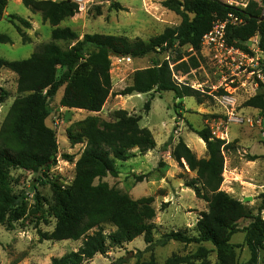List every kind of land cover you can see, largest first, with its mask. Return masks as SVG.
<instances>
[{
    "label": "rangeland",
    "instance_id": "1",
    "mask_svg": "<svg viewBox=\"0 0 264 264\" xmlns=\"http://www.w3.org/2000/svg\"><path fill=\"white\" fill-rule=\"evenodd\" d=\"M253 5L264 15V0H250L248 8ZM160 10L162 12L157 17L150 10L154 17L149 13L143 22L133 25L118 3L97 0L88 11L77 12L74 17L63 21L60 27L71 28L80 39L85 34H105L148 42L165 29L175 28L181 23V18L174 12L164 7ZM10 16L24 18L30 27L21 25ZM52 29L39 12L26 8L22 0H8L4 18L0 21V37H7L9 42L0 40V58L10 62L23 61L45 44L53 42L67 50L76 43L53 41ZM234 49L236 52L231 54L226 51L218 54L203 44L199 51L176 44L168 51H157L132 62L120 61V57L113 56L112 95L100 112L61 107L60 100L65 89L62 87L50 102V116L46 121L47 126L56 132L58 155L57 164L45 178L46 184L38 185L41 202H38L32 189L36 175L14 168L4 175V169L0 167V188L24 197L23 206L0 225V264H52L53 258H62L80 249L84 238L77 241L49 239L57 226L53 185L57 182L66 188L76 178V162L85 149L86 141L73 145L69 136L80 139L88 123L95 122L98 128H103L115 123L122 112L127 117H140V127L152 132L157 147L146 154L139 149L132 150L128 160L116 161L119 176H108L101 182L127 195L132 202L153 200L148 205L151 214L143 216V221L152 226L156 242L172 232L196 236L198 221L203 213L208 212V204L198 199L194 190L187 186L189 181L196 178V174L189 170L184 161L181 164L172 156L181 138L199 159L208 157L205 143L192 132V128L202 130L208 127L215 138L225 140L230 145L231 150L225 153L222 190L241 201L256 216L264 200V115L261 110L246 106V102L264 93V51L259 48V37L252 38L245 47ZM192 58L196 59L199 67L191 68L186 74L178 66L182 62L191 66ZM164 61L170 63L178 83L190 86L203 95V103L200 104L195 97L176 100L173 92L117 95L132 84L135 71L154 67ZM63 71L59 70V75ZM17 86L18 76L9 69H0V95L7 94L0 105V130L15 100L24 96L18 93ZM224 97L232 100L233 105H224L221 102ZM147 102H150L148 112L145 110ZM232 113L245 122L229 123ZM171 137L172 145L164 150ZM65 155L73 160L66 159ZM139 176L147 177L143 182H137L136 177ZM98 184L99 180H96L95 185ZM262 216L264 218V211ZM251 222V219L241 220L238 224L240 231L231 238L236 264H248L251 260L244 231ZM99 230L106 236V253L97 254L84 264H220L217 249L211 243L183 244L171 241L164 246L157 243L153 250H149L144 235L132 242L114 245L108 237L117 231V227L113 223H103L90 231L89 235ZM257 264H264V248L258 253Z\"/></svg>",
    "mask_w": 264,
    "mask_h": 264
},
{
    "label": "trees",
    "instance_id": "2",
    "mask_svg": "<svg viewBox=\"0 0 264 264\" xmlns=\"http://www.w3.org/2000/svg\"><path fill=\"white\" fill-rule=\"evenodd\" d=\"M22 1L26 8L39 12L43 21L53 27V41H76L67 50L53 42L45 44L23 61L10 62L0 58V69H9L18 76L17 91L24 95L15 100L0 130V167L4 169V175L11 168L36 175L32 189L39 203L42 199L38 185L46 184L45 178H48V173L57 164L56 132L47 126L46 121L50 116V102L62 87L65 89L60 100L61 107L100 112L112 95L113 56L140 59L157 51H168L176 44L199 51L203 37L212 29L214 22L224 20L228 14L236 12L219 0H165L162 6L179 16L181 23L175 28L165 29L148 42L130 41L124 36L105 34H85L80 39L71 28L60 27L63 21L77 13V6L72 0ZM7 2L8 0H0V21L4 18ZM236 13L244 18V23L237 27L229 26L228 44L242 48L252 38L259 37V48L264 51V15L256 5ZM9 18L30 27L24 18ZM17 30L26 39L19 26ZM0 40L9 42L5 36L0 37ZM191 63L190 66L182 62L178 67L187 74L191 68L199 67L195 58L191 59ZM61 69L64 71L59 75ZM151 92H173L176 100L195 97L200 104L203 103L200 92L174 79L168 61L135 71L132 84L117 95L131 96ZM6 96V93L0 95V105ZM246 106L259 109L264 115V93L250 98ZM145 110L150 111V102L145 104ZM140 121V117H127L122 112L115 123L104 125L103 128H98L95 122L88 123L80 139L69 136L73 145L86 141V146L76 162L77 174L73 184L66 188L57 182L53 185L57 226L49 239L77 241L84 238L85 241L77 252L53 258L52 264H84L97 254H105L106 236L103 232L99 230L89 235L90 231L103 223H113L117 227V231L108 237L114 245L132 242L142 235L149 250H153L157 243L164 246L171 241L183 244L211 243L217 249L220 264H236L230 241L240 231L238 224L243 219L252 220L244 229L245 242L251 251L248 264H257L258 253L264 248V200L258 214L253 216L241 201L222 190L225 153L231 148L225 140L215 138L210 128H192V132L205 143L207 158L199 159L181 138L172 152L177 162L182 164L184 161L189 170L196 174V178L189 181L187 186L194 190L198 199L208 204V212L203 213L198 221L196 236L172 232L156 242L152 226L143 221V216L151 214L148 205L153 200L132 202L127 195L101 182L108 176H119L116 161L128 160L132 156V150L139 149L142 154H146L157 147L152 132L141 128ZM172 141L171 137L164 150H168ZM64 157L73 160L71 156ZM146 177L139 176L136 180L143 182ZM96 180H99L98 185H95ZM23 202L22 195L0 188V225L16 213Z\"/></svg>",
    "mask_w": 264,
    "mask_h": 264
},
{
    "label": "built area",
    "instance_id": "3",
    "mask_svg": "<svg viewBox=\"0 0 264 264\" xmlns=\"http://www.w3.org/2000/svg\"><path fill=\"white\" fill-rule=\"evenodd\" d=\"M44 1H52V2H62L66 0H44ZM77 6V12H86L91 7L96 4L97 0H72ZM224 5L232 8L234 11H244L248 8L250 4V0H219ZM233 12L228 14V16L224 20H216L213 24L212 29L205 34L203 37L202 44L206 46L208 49L220 54V52L226 51L231 54L232 52H236L233 46H229L227 43V31L229 26L237 27L244 23V18L241 17L238 13ZM120 61H128L132 62L131 57H120ZM221 102L224 105H233V101L224 97ZM228 122L243 124L245 120L243 118H239L234 113L230 114Z\"/></svg>",
    "mask_w": 264,
    "mask_h": 264
},
{
    "label": "crops",
    "instance_id": "4",
    "mask_svg": "<svg viewBox=\"0 0 264 264\" xmlns=\"http://www.w3.org/2000/svg\"><path fill=\"white\" fill-rule=\"evenodd\" d=\"M112 1L118 3L123 8L124 13L128 15V19L133 23V25H139L141 22L145 20L146 15L151 14L150 15L151 17L154 16L157 17V14L158 13L160 14V12H162V10H160L163 9L161 3L164 2L165 0H112ZM149 5L151 7H149ZM150 10H153L155 12L154 16H152V12Z\"/></svg>",
    "mask_w": 264,
    "mask_h": 264
},
{
    "label": "water",
    "instance_id": "5",
    "mask_svg": "<svg viewBox=\"0 0 264 264\" xmlns=\"http://www.w3.org/2000/svg\"><path fill=\"white\" fill-rule=\"evenodd\" d=\"M262 20H264V16L262 17Z\"/></svg>",
    "mask_w": 264,
    "mask_h": 264
}]
</instances>
